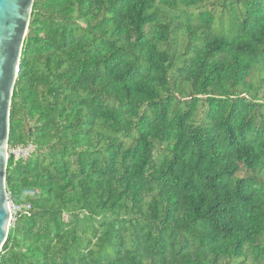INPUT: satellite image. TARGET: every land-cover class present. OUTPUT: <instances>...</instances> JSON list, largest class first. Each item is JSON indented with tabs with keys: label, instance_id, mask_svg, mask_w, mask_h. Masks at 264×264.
<instances>
[{
	"label": "trees",
	"instance_id": "obj_1",
	"mask_svg": "<svg viewBox=\"0 0 264 264\" xmlns=\"http://www.w3.org/2000/svg\"><path fill=\"white\" fill-rule=\"evenodd\" d=\"M201 1H33L0 264H264V0Z\"/></svg>",
	"mask_w": 264,
	"mask_h": 264
},
{
	"label": "water",
	"instance_id": "obj_2",
	"mask_svg": "<svg viewBox=\"0 0 264 264\" xmlns=\"http://www.w3.org/2000/svg\"><path fill=\"white\" fill-rule=\"evenodd\" d=\"M34 0H0V250L9 226L6 147L12 90Z\"/></svg>",
	"mask_w": 264,
	"mask_h": 264
},
{
	"label": "rangeland",
	"instance_id": "obj_3",
	"mask_svg": "<svg viewBox=\"0 0 264 264\" xmlns=\"http://www.w3.org/2000/svg\"><path fill=\"white\" fill-rule=\"evenodd\" d=\"M222 0H203L201 2H199V5H202L203 9L202 10H208V11H211L212 12V15H213V18H214V21H213V28H217L219 25H222V27L225 29L226 26H227V12L226 10L224 9L223 5H222ZM237 6V5H236ZM198 8H192L191 11L194 12V13H197L198 12ZM185 43H186V37H185V34L181 33V31L178 32L177 34V51L178 53L180 54L181 52H183L184 50V46H185ZM185 87V90L188 92V88L186 86ZM176 94V93H175ZM176 96V100H181L180 96L179 95H175ZM203 112H204V107L202 105H199L198 108H197V111L194 115V122L195 123H199L201 121V119L203 118ZM27 144H31L32 146H34L32 143H26L24 145H27ZM21 145V144H20ZM155 158L157 159L158 156L161 155V148L158 146V145H155ZM36 153V148L33 152H31L29 154L30 155H33ZM27 156V158L29 157ZM21 160H25V159H21ZM65 218H68V216H64ZM9 228V227H8Z\"/></svg>",
	"mask_w": 264,
	"mask_h": 264
},
{
	"label": "built area",
	"instance_id": "obj_4",
	"mask_svg": "<svg viewBox=\"0 0 264 264\" xmlns=\"http://www.w3.org/2000/svg\"><path fill=\"white\" fill-rule=\"evenodd\" d=\"M35 145L31 144H18L15 146L6 147V158L12 156L14 161L19 159H26L31 152L35 150ZM7 206L9 211V226L13 227L16 220L20 217H30L32 214V206L29 202L15 203L10 199L9 193L7 192Z\"/></svg>",
	"mask_w": 264,
	"mask_h": 264
}]
</instances>
